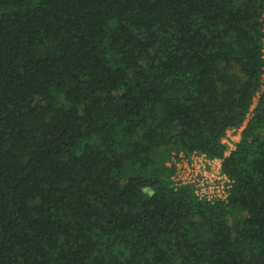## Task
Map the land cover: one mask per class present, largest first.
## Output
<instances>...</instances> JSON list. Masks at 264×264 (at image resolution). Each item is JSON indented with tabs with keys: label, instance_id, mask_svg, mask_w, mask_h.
Segmentation results:
<instances>
[{
	"label": "trees",
	"instance_id": "trees-1",
	"mask_svg": "<svg viewBox=\"0 0 264 264\" xmlns=\"http://www.w3.org/2000/svg\"><path fill=\"white\" fill-rule=\"evenodd\" d=\"M0 264H264V0H0Z\"/></svg>",
	"mask_w": 264,
	"mask_h": 264
},
{
	"label": "built area",
	"instance_id": "built-area-1",
	"mask_svg": "<svg viewBox=\"0 0 264 264\" xmlns=\"http://www.w3.org/2000/svg\"><path fill=\"white\" fill-rule=\"evenodd\" d=\"M249 117L250 113L247 114L240 128H230L226 131L222 138V142L227 147L225 155L235 148ZM166 164L173 168V173L170 176L172 188L177 189L183 185H191L200 200L212 203L228 200L232 180L222 171L221 158H210L196 151L187 155L179 152L173 153Z\"/></svg>",
	"mask_w": 264,
	"mask_h": 264
},
{
	"label": "rangeland",
	"instance_id": "rangeland-1",
	"mask_svg": "<svg viewBox=\"0 0 264 264\" xmlns=\"http://www.w3.org/2000/svg\"><path fill=\"white\" fill-rule=\"evenodd\" d=\"M166 166H167V164H166Z\"/></svg>",
	"mask_w": 264,
	"mask_h": 264
}]
</instances>
